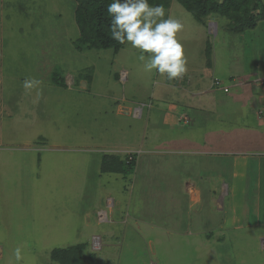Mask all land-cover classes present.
Returning <instances> with one entry per match:
<instances>
[{
	"label": "rangeland",
	"instance_id": "rangeland-1",
	"mask_svg": "<svg viewBox=\"0 0 264 264\" xmlns=\"http://www.w3.org/2000/svg\"><path fill=\"white\" fill-rule=\"evenodd\" d=\"M118 12L128 32L126 46L118 54L113 50L81 53L74 46L80 37L74 0H0V264H46L54 248L90 241L93 234L102 235L104 244H109L105 253L113 255L124 252L125 241L119 242V237L136 243L123 264H264L262 228L220 233L218 225L227 217L223 202L206 206L208 219L199 223L188 213L186 201H174L167 187L158 186L151 192L136 189L129 194L123 178L118 183L122 186L113 182L100 187L103 179L110 177L98 171L100 164L90 163L85 170L89 183L82 184L76 154L66 150L83 148L79 155L93 157L98 163L109 151L102 143L109 141L110 132L118 144L136 143L131 124H120L122 120L115 114L117 102L125 92L138 96L162 80L164 69L173 62L157 55L158 51L166 49L185 57L186 46L192 49L189 42L199 38V25L176 1L164 10L130 0ZM56 77L65 81L69 90L55 84ZM143 111L137 106L134 114L141 117ZM168 120L161 116L150 126L161 128L170 123ZM241 132V140L249 136L253 141L252 132ZM153 140V134L145 143L140 140L149 149L143 147L142 172L146 165L168 161L163 154L148 153ZM45 146L59 152H35ZM46 155L56 166L48 171L43 169ZM56 159L62 160L61 166ZM199 168L198 163L192 164L195 179ZM252 198H247L249 205H253ZM122 199L120 212L116 200ZM110 205H115L113 210L124 225L122 235L117 231L121 227L110 226V220L100 221L103 212L113 220ZM152 207L157 216L153 225L158 228L153 232L141 213ZM180 207L181 211L175 209ZM234 213L229 215L231 219L238 218ZM186 214L191 220H186ZM172 223L180 227L175 229ZM242 223L244 219H240ZM110 227L116 228L115 236ZM138 227L146 233L134 231ZM195 228L203 234L186 235ZM117 244L118 248L113 247Z\"/></svg>",
	"mask_w": 264,
	"mask_h": 264
},
{
	"label": "crops",
	"instance_id": "crops-1",
	"mask_svg": "<svg viewBox=\"0 0 264 264\" xmlns=\"http://www.w3.org/2000/svg\"><path fill=\"white\" fill-rule=\"evenodd\" d=\"M197 24L199 38L189 42L192 49L188 50L186 46V56L181 58L178 54L175 56L170 53L168 58L173 63H169V68L164 69V77L159 83L138 96L130 97L125 92L121 100L117 102L119 105L115 114L122 120L120 124L121 122L131 124L130 127L137 142L121 145L111 137L112 132L109 134L107 132L109 141L105 139L102 145L109 151H105L104 155L121 157H125L128 153L137 155L135 172L130 178L131 182H127L129 187L127 186L126 190L129 194H133L136 189L151 192L158 186H164L167 187L168 192L172 193L171 197L174 201L180 203L186 201L188 213H192L193 217L195 215L199 223L202 218L208 219L205 218L207 217L204 209L206 206L216 204L218 201L223 202V205L225 203L227 217H224L218 225L220 233H226L231 229L243 231L262 228L264 230V217H262L264 215V21H261L257 28L237 35L226 29V20L221 18H210L206 26L198 22ZM210 25H214L215 28L210 30ZM208 41L211 42L213 49L211 64L208 63L205 52ZM217 79L222 84L219 87L213 84ZM223 88H228L229 91L225 92ZM66 90L69 89L66 88ZM145 101L152 102V106L144 108L142 116L136 117L134 110L137 106L146 105ZM124 108L132 109V114L130 116L120 114ZM161 116L166 120L169 119L170 123L161 128L151 127L150 124ZM117 121L118 119L108 122ZM242 130L252 132V142L249 136L246 141L241 140ZM149 134H153L154 142L148 153L163 154L168 161L146 165L145 171L142 172V156L146 154L143 147L146 151L149 149L142 146L140 140L145 143ZM49 137L46 139L49 140ZM45 148L35 152H59L48 146ZM56 149L65 150L61 147ZM82 149L66 151L75 152L76 164L81 166L82 184L85 185L89 183L86 181L85 170L91 162L94 166L102 165L103 157L95 163L93 157L79 155L78 151ZM240 157L244 159V162ZM211 158L214 159L211 160ZM43 159L44 171L56 167L47 155ZM55 162L62 165L61 159H56ZM194 163L200 165L198 169L200 174L196 176L198 180L191 174ZM98 169L103 174L101 166ZM251 170L253 174H250ZM107 175L110 177L103 179L104 183L100 187L113 182L118 184L121 178L126 181L121 174ZM52 179L53 175L46 179V183H51ZM130 189L132 192L129 191ZM108 194L111 195V193ZM115 195H123V193ZM251 196L253 205L248 204L247 198ZM116 201L117 210L121 212L123 199ZM133 202L136 200L133 199ZM114 207L115 205H110L113 220L111 221L110 217L109 223L112 222L110 226L121 227L117 228V231L119 235H122L120 231L124 225L120 222V215L114 212ZM181 208L175 209L181 211ZM260 209L263 210L262 215ZM234 212L237 213L238 218L231 219L229 215L231 213L234 215ZM141 213L148 218L150 230L152 232L157 230V225H153L152 220L157 217L154 215L155 208L152 207L147 213ZM188 219L190 218L187 215L186 220ZM225 219H229V223H226ZM240 219H244V223L240 224ZM172 225L175 229L180 227L174 223ZM115 229L113 227L109 229L113 236H115ZM196 229L187 234L185 230V232L174 230L173 233L203 234L199 230L195 232ZM129 231H126V234ZM134 231L138 234L146 233L142 227ZM90 241L82 243L90 244ZM118 241H125L124 252L120 250L115 255L112 252L105 253L109 247V244H105L104 250L97 255L98 264H110L112 260L123 264L127 260L126 257L130 256L129 250L137 247L133 241H126L124 236L119 237ZM113 247L118 248V244Z\"/></svg>",
	"mask_w": 264,
	"mask_h": 264
},
{
	"label": "trees",
	"instance_id": "trees-1",
	"mask_svg": "<svg viewBox=\"0 0 264 264\" xmlns=\"http://www.w3.org/2000/svg\"><path fill=\"white\" fill-rule=\"evenodd\" d=\"M75 19L80 37L74 43L77 51L113 50L118 54L128 42V32L123 26L119 7L130 0H74ZM179 3L196 22L206 26L210 18L226 20V29L232 34H243L258 27L264 21V0H142L143 4L158 9H170L172 2ZM211 42L206 45V57L211 64ZM54 83L67 88L65 81L57 77ZM214 81V84L218 83ZM219 85H222L219 82ZM136 157V156H135ZM129 161V155H104L101 172L103 174H121L128 183L134 174L136 159ZM89 244L80 243L68 248H54L50 253V262L46 264H95L96 254L88 252Z\"/></svg>",
	"mask_w": 264,
	"mask_h": 264
},
{
	"label": "clouds",
	"instance_id": "clouds-1",
	"mask_svg": "<svg viewBox=\"0 0 264 264\" xmlns=\"http://www.w3.org/2000/svg\"><path fill=\"white\" fill-rule=\"evenodd\" d=\"M166 50V49H165ZM162 51V50H161ZM167 51V50H166ZM158 52H160V51H158ZM158 52H157V55H159L158 54ZM167 55H159L160 57H169L170 56V53H169V51H167ZM214 84V83H213ZM216 87H219L218 85H216V84H214ZM223 89H225V88H223ZM229 91V90H228ZM227 91V92H228ZM146 105H148V104H146ZM149 106V108L151 107L150 105H148ZM146 108H148V107H146ZM144 109V108H143ZM135 111V110H134ZM127 155H129V161H132L133 159H134V157L136 156L137 157V155L135 154V153H128ZM136 157H135V159H136ZM99 218H100V220L101 221H108L109 220V218H108V216H107V214L105 213V212H103V214L102 215H100V213H99ZM94 236H99V237H101V239H102V242H103V247H102V249L100 250V251H94L93 250V248H92V239H93V237ZM92 238H91V241H90V244H89V249L88 250H90V254L91 253H94V254H96V257H97V255L98 254H100L103 250H104V247H105V244H104V241H103V238H102V236L101 235H94ZM95 264H98V260H97V262L95 263Z\"/></svg>",
	"mask_w": 264,
	"mask_h": 264
},
{
	"label": "built area",
	"instance_id": "built-area-1",
	"mask_svg": "<svg viewBox=\"0 0 264 264\" xmlns=\"http://www.w3.org/2000/svg\"><path fill=\"white\" fill-rule=\"evenodd\" d=\"M161 52H162V54H161ZM158 54L159 55H167L168 53H167V51L165 50V49H163L162 51H160V52H158ZM216 85H218L219 86V82L218 83H216ZM228 90H226V92H227ZM146 107H149V106H147V105H141V106H139L138 108H140L141 110H143V108H146ZM102 247H103V242H102V239H101V237H99V236H94L93 237V239H92V248H93V250L94 251H100L101 249H102Z\"/></svg>",
	"mask_w": 264,
	"mask_h": 264
},
{
	"label": "water",
	"instance_id": "water-1",
	"mask_svg": "<svg viewBox=\"0 0 264 264\" xmlns=\"http://www.w3.org/2000/svg\"><path fill=\"white\" fill-rule=\"evenodd\" d=\"M87 84H84L83 86L86 87ZM122 115L130 116L132 114V109L124 108L122 112H120Z\"/></svg>",
	"mask_w": 264,
	"mask_h": 264
}]
</instances>
